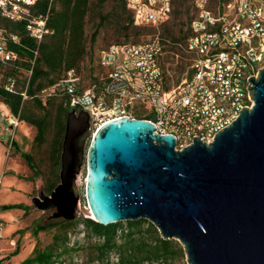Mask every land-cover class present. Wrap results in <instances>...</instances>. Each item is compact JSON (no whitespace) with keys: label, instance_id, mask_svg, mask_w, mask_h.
<instances>
[{"label":"water","instance_id":"water-1","mask_svg":"<svg viewBox=\"0 0 264 264\" xmlns=\"http://www.w3.org/2000/svg\"><path fill=\"white\" fill-rule=\"evenodd\" d=\"M253 99L232 124L206 142L177 148L149 119L124 116L92 136L86 110L67 117L60 182L33 197L51 217L83 215L78 176L87 170L86 199L103 224L145 219L178 240L187 264H264V67L249 78Z\"/></svg>","mask_w":264,"mask_h":264},{"label":"built area","instance_id":"built-area-1","mask_svg":"<svg viewBox=\"0 0 264 264\" xmlns=\"http://www.w3.org/2000/svg\"><path fill=\"white\" fill-rule=\"evenodd\" d=\"M38 1L0 0V22H26L29 37L41 43L52 30L50 8L38 15L33 12ZM126 2L139 26L159 28L173 8V0ZM194 6L196 16L186 39L172 41L157 31L144 43H113L100 51L98 65L104 71L94 74L91 82L86 83L76 68H70L38 96L43 100L65 97L73 109L88 112L91 126L97 130L108 121L136 118V111H143L151 114L149 120L158 132L176 136L178 149L190 145L195 136L213 141L244 107L253 105L248 85L249 78L256 77L264 66V0H194ZM11 42L20 44L19 36L0 24L3 62L19 57ZM172 46L189 55L191 63L188 75L170 86L163 57ZM31 73L29 70L28 77ZM6 88L13 91L14 81ZM9 121L12 126L19 123L13 114ZM3 231L0 221V237Z\"/></svg>","mask_w":264,"mask_h":264},{"label":"trees","instance_id":"trees-1","mask_svg":"<svg viewBox=\"0 0 264 264\" xmlns=\"http://www.w3.org/2000/svg\"><path fill=\"white\" fill-rule=\"evenodd\" d=\"M126 1L53 0L51 3V0H39L33 12L38 15L46 13L50 8L48 25L52 30L41 43L29 37L26 22H0L9 32L20 38V44L10 43L11 48L19 53L18 59L11 62L0 60V102L19 121H24L36 129L34 145L37 149L49 143V164L46 172L33 153L22 154L34 173L27 178L35 180L37 176H43L44 192L47 194L60 182L66 122L73 108L66 98L43 100L38 94L58 81L67 69L76 68L80 72V63L88 54V42L95 43L103 30L111 28L117 33L114 43L139 44L136 42L141 36L151 32V27L157 28L152 25H136L133 12L127 7ZM88 26L91 29L90 37L87 33ZM189 34L188 30L182 39L166 38L180 41ZM35 51L38 52L37 56ZM29 70L32 73L28 77ZM22 72L25 76H22ZM10 80L14 81L13 91L6 88ZM135 117L152 118L151 114L143 111H136ZM17 206L25 208L23 204ZM79 222L85 225L89 237L98 238V242L91 244L89 250L92 258L99 260L101 264L108 263L112 253L118 255V264H177L186 258L182 244L176 239L163 238L155 225L148 220L127 221L123 227L121 222L103 225L92 218L83 217L73 220L59 218L55 222L37 226L38 233L46 226L53 225L56 228L53 239L44 247L37 241L31 256L21 264H56L64 261V257L78 247H69L68 243L69 231Z\"/></svg>","mask_w":264,"mask_h":264},{"label":"rangeland","instance_id":"rangeland-1","mask_svg":"<svg viewBox=\"0 0 264 264\" xmlns=\"http://www.w3.org/2000/svg\"><path fill=\"white\" fill-rule=\"evenodd\" d=\"M195 16L194 0H174L173 13L168 22L159 28L151 27L153 30L141 36L136 43L146 42L157 31L172 39H182L188 33L191 20ZM87 28L90 37L91 29L89 26ZM115 37L117 33L108 28L102 31L95 43L88 42V54L80 63V73L86 83L93 80L94 74L103 73V69L98 65L99 53L116 42ZM167 50L163 57V65L167 83L173 86L179 84L188 75L191 60L189 55L175 48L169 47ZM22 76H25L24 72ZM2 105L3 103L0 102V221L4 224L3 237H0V264H21L31 256L37 241L42 247L46 246L52 241L56 231L53 225L46 226L38 233L36 231L37 226L55 222L57 218L51 217L52 210H39L33 205V197L44 191L43 176L29 180L27 176L34 173L22 156L26 152L33 153L46 172L49 164V143L37 149L34 145L36 129L24 121L12 126L9 121L10 111ZM96 130L95 126H91L92 136L88 139L87 147ZM86 179L87 170L84 167L78 176L80 208L83 215L91 216L85 196ZM18 204H23L25 208L18 207ZM83 215L78 219L83 218ZM121 223L125 227L127 221ZM85 229V225L79 222L69 231V247H78L64 257V261L56 264H101L99 260L92 258L89 250L91 244L98 242V238L89 237ZM12 240L16 241V245L11 244ZM106 264H118V255L112 253ZM177 264H187V259L178 261Z\"/></svg>","mask_w":264,"mask_h":264},{"label":"crops","instance_id":"crops-1","mask_svg":"<svg viewBox=\"0 0 264 264\" xmlns=\"http://www.w3.org/2000/svg\"><path fill=\"white\" fill-rule=\"evenodd\" d=\"M2 106H4L6 109H8L6 105L3 104ZM8 112H9V111H8ZM9 114H11V113H9Z\"/></svg>","mask_w":264,"mask_h":264}]
</instances>
